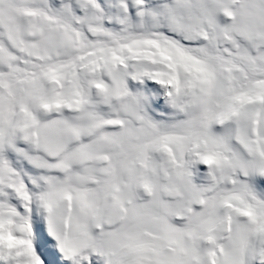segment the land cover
Listing matches in <instances>:
<instances>
[{"label":"snow or ice","instance_id":"obj_1","mask_svg":"<svg viewBox=\"0 0 264 264\" xmlns=\"http://www.w3.org/2000/svg\"><path fill=\"white\" fill-rule=\"evenodd\" d=\"M0 264H264V0H0Z\"/></svg>","mask_w":264,"mask_h":264}]
</instances>
